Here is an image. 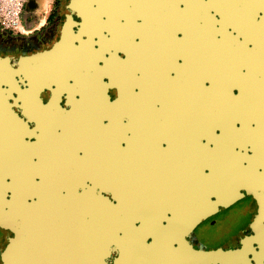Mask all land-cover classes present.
Returning a JSON list of instances; mask_svg holds the SVG:
<instances>
[{"label":"flooded vegetation","instance_id":"obj_1","mask_svg":"<svg viewBox=\"0 0 264 264\" xmlns=\"http://www.w3.org/2000/svg\"><path fill=\"white\" fill-rule=\"evenodd\" d=\"M70 1L0 23V168L65 210L0 262L264 264V0Z\"/></svg>","mask_w":264,"mask_h":264},{"label":"water","instance_id":"obj_2","mask_svg":"<svg viewBox=\"0 0 264 264\" xmlns=\"http://www.w3.org/2000/svg\"><path fill=\"white\" fill-rule=\"evenodd\" d=\"M71 5L78 4V0H71ZM29 55H21L20 57H10L9 55H0V132H12L8 127V118H3V113L8 110L5 101L9 98L6 94L8 89L4 86H12L17 84L16 76L20 68H30ZM7 117H10L7 114ZM24 126V123H23ZM24 133V130L22 131ZM11 179V183H7L8 179ZM35 189L29 185H16L13 174L6 172L3 168H0V227L10 229L12 231L29 230L31 229H47L50 228L51 224L57 225V228H62L65 222L63 219H46L39 217V214L53 213L60 214L64 213L63 207L54 205L50 207L45 203H35L33 198L35 196H56L37 194ZM17 241L13 238L4 252L2 262L0 264H15L16 261V249Z\"/></svg>","mask_w":264,"mask_h":264},{"label":"built area","instance_id":"obj_3","mask_svg":"<svg viewBox=\"0 0 264 264\" xmlns=\"http://www.w3.org/2000/svg\"><path fill=\"white\" fill-rule=\"evenodd\" d=\"M26 0H0V23L2 27L13 33L24 31L22 9Z\"/></svg>","mask_w":264,"mask_h":264}]
</instances>
